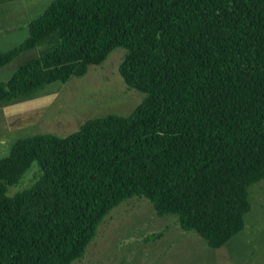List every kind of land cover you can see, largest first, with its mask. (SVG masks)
I'll use <instances>...</instances> for the list:
<instances>
[{
  "label": "trees",
  "instance_id": "obj_1",
  "mask_svg": "<svg viewBox=\"0 0 264 264\" xmlns=\"http://www.w3.org/2000/svg\"><path fill=\"white\" fill-rule=\"evenodd\" d=\"M0 68L54 33L60 44L0 83V101L84 77L115 49L144 95L60 137L32 134L0 160V264H73L133 198L217 249L242 232L264 180V0H54ZM37 165L33 183L9 188Z\"/></svg>",
  "mask_w": 264,
  "mask_h": 264
},
{
  "label": "rangeland",
  "instance_id": "obj_2",
  "mask_svg": "<svg viewBox=\"0 0 264 264\" xmlns=\"http://www.w3.org/2000/svg\"><path fill=\"white\" fill-rule=\"evenodd\" d=\"M55 38H59L57 33L51 36ZM46 41L20 53L12 68L52 51L51 44L47 45L52 40ZM124 54L125 50L115 49L101 66L89 67L84 77L44 86L52 98L44 99L30 135L65 137L90 119L129 116L144 95L127 88L118 73ZM35 170L33 164L21 182L9 188L8 195L30 187ZM249 200L244 230L212 249L195 232L183 231L176 217L158 216L148 200L133 197L105 217L85 256L73 264H264V180L249 188Z\"/></svg>",
  "mask_w": 264,
  "mask_h": 264
},
{
  "label": "crops",
  "instance_id": "obj_3",
  "mask_svg": "<svg viewBox=\"0 0 264 264\" xmlns=\"http://www.w3.org/2000/svg\"><path fill=\"white\" fill-rule=\"evenodd\" d=\"M53 1L0 0V52L10 51L23 43L29 35V23L42 15ZM54 34L56 35V33ZM52 35L38 44L45 40H47L46 42L52 40L47 45L51 44L48 48L55 49L60 44V37L58 39H51ZM19 56L20 53L0 68V83L8 81L25 64H19L16 68H12V64ZM44 86L46 87L47 85ZM44 86L40 90L27 95L9 101H0V160L9 156L11 146L14 143L30 135L33 129V119L37 114L41 113L40 108L44 105V99L52 98L50 97L52 95L51 91L45 90ZM27 106L29 107V112L25 110Z\"/></svg>",
  "mask_w": 264,
  "mask_h": 264
}]
</instances>
